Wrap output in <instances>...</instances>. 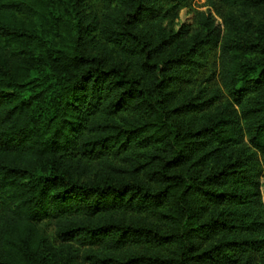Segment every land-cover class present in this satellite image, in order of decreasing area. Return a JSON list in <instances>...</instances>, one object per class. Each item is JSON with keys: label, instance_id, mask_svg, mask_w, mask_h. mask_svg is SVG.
<instances>
[{"label": "trees", "instance_id": "trees-1", "mask_svg": "<svg viewBox=\"0 0 264 264\" xmlns=\"http://www.w3.org/2000/svg\"><path fill=\"white\" fill-rule=\"evenodd\" d=\"M185 2L0 0V264H264V0Z\"/></svg>", "mask_w": 264, "mask_h": 264}, {"label": "rangeland", "instance_id": "rangeland-1", "mask_svg": "<svg viewBox=\"0 0 264 264\" xmlns=\"http://www.w3.org/2000/svg\"><path fill=\"white\" fill-rule=\"evenodd\" d=\"M209 8L210 7L207 6V0H187V2L182 4V7L178 10L175 17L174 31H177L182 25L192 24L194 11H207ZM210 10L223 29L224 24H226L225 27L227 26V28L230 29L231 37L235 39V42L243 43L247 40L264 42V7L247 13H239L237 11L224 9V11L222 10L223 17L216 14L217 11L214 8ZM239 46H241V44H239ZM256 56L259 55L255 53L251 55L249 59ZM97 173L98 170H93L87 178V181H92ZM258 180L264 184V169H262L258 175ZM83 181L85 180L81 178L80 182ZM46 236L49 240L54 241L55 235L52 228L47 230ZM55 244L57 245L58 243L54 242V245ZM56 255L59 261L62 256L60 253H56Z\"/></svg>", "mask_w": 264, "mask_h": 264}]
</instances>
